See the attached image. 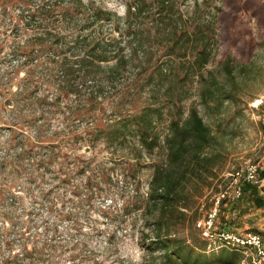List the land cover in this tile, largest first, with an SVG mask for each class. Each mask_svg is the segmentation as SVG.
Returning <instances> with one entry per match:
<instances>
[{
  "label": "trees",
  "instance_id": "1",
  "mask_svg": "<svg viewBox=\"0 0 264 264\" xmlns=\"http://www.w3.org/2000/svg\"><path fill=\"white\" fill-rule=\"evenodd\" d=\"M23 2L22 12L33 32L10 49L9 67L0 75V103L11 104L12 120L24 115L26 122L38 125L31 140L23 132L15 159H26L33 168L49 165L54 145L51 140L42 145L44 119L60 114L62 125L53 136L89 133L134 158L129 170L133 177L143 167L153 168L146 193L139 197L137 187L133 189L139 197L134 210H140L142 226L149 228L139 236L141 264H239L245 249L257 253L253 247L231 245L213 250L195 227L206 189L209 210L215 197L228 189L217 204L216 231L251 232L228 227L235 218L226 214H240L242 194L256 207H264L256 184L240 178L234 185L233 175H224L239 126L219 119L213 128L195 105L187 111L183 105L197 90L201 103L224 116L229 103L241 94L252 95L246 86L255 78V65L263 61L258 53L246 61L227 53L210 66L219 52L222 0H193L190 5L124 0L123 14L96 0ZM49 16L64 29H53L55 21ZM38 22L45 24L43 31L35 30ZM164 118L168 127L161 136L157 123ZM34 142H40L43 153L36 151ZM258 174L264 178V169ZM236 186L241 189L238 197L233 196ZM15 240L23 250L9 252L0 264H34L36 259L24 250L23 236Z\"/></svg>",
  "mask_w": 264,
  "mask_h": 264
},
{
  "label": "rangeland",
  "instance_id": "2",
  "mask_svg": "<svg viewBox=\"0 0 264 264\" xmlns=\"http://www.w3.org/2000/svg\"><path fill=\"white\" fill-rule=\"evenodd\" d=\"M96 1L120 14L124 11V0ZM177 1L181 5H190L193 0ZM23 3V0H0V75L9 67L8 54L13 44L23 41L33 32L26 24ZM49 18L55 21L54 16ZM53 23L50 25L53 29H64L60 21ZM36 25L35 30L43 31L45 28L43 22ZM263 40L264 0H222L219 52L210 66L227 53L245 61L258 53L263 61L255 65V78L246 86V91L252 95L241 94L240 99L228 104L224 116L201 103L197 90L183 104L185 111L195 105L205 122L213 128L219 119L225 125L239 126L241 132L227 160L225 176L234 168L250 163L258 165L259 170L264 169V82L261 83L264 48L260 47ZM19 72L23 74L22 69ZM17 83L18 78L13 80L11 90ZM1 102L0 259L9 252L23 250L15 240L21 235L26 242L24 250L28 251L27 255L36 259L34 264H141L143 249L139 236L141 231H149V228L142 226L143 218L140 210H134V201L146 193L153 168L143 167L133 177L129 170L135 159L120 149L106 147L104 141L94 140L89 133H66L68 135L63 138L61 135L53 136L54 130L62 125L60 114L44 119L47 128L42 145L49 140L53 143L52 161L44 167H30L26 159L20 162L13 154L20 147L23 132L26 131L27 138L31 140L38 123L26 122L24 115L12 120L11 104ZM234 115L235 121L232 120ZM167 127L168 119L157 123L161 136ZM40 145V142H34L36 151L43 153ZM149 162L145 160L143 163ZM136 187L139 197L133 192ZM209 192L210 189H206L201 198L203 207L198 220L210 209V201H206ZM257 193L264 197V179L257 184ZM239 199L240 214H226V217L235 218L228 227L239 232H259L264 236V207H256L246 194ZM211 249L218 250L219 247ZM243 255L239 264H264V255L251 249H245Z\"/></svg>",
  "mask_w": 264,
  "mask_h": 264
},
{
  "label": "built area",
  "instance_id": "3",
  "mask_svg": "<svg viewBox=\"0 0 264 264\" xmlns=\"http://www.w3.org/2000/svg\"><path fill=\"white\" fill-rule=\"evenodd\" d=\"M258 173V165L254 163L247 164L234 173H231L233 175L232 183L235 185L242 178L245 181L257 185L264 179L260 178ZM225 193H228V189L217 196L214 207L203 218L197 221L196 225L200 228L201 235L210 241V245L213 248L222 245L253 247L259 255H264V238L259 233L248 232L246 234H239L229 230H213V221L217 214V204L219 198L224 196ZM240 193V187L236 186L233 191V196L238 197Z\"/></svg>",
  "mask_w": 264,
  "mask_h": 264
},
{
  "label": "clouds",
  "instance_id": "4",
  "mask_svg": "<svg viewBox=\"0 0 264 264\" xmlns=\"http://www.w3.org/2000/svg\"><path fill=\"white\" fill-rule=\"evenodd\" d=\"M122 14H123V12H122Z\"/></svg>",
  "mask_w": 264,
  "mask_h": 264
}]
</instances>
